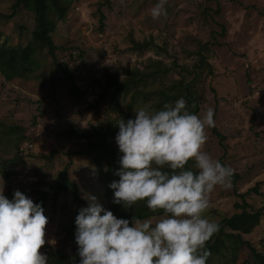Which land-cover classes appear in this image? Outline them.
Segmentation results:
<instances>
[{"label":"rangeland","instance_id":"rangeland-1","mask_svg":"<svg viewBox=\"0 0 264 264\" xmlns=\"http://www.w3.org/2000/svg\"><path fill=\"white\" fill-rule=\"evenodd\" d=\"M109 1L74 0L67 19L52 35L56 59L46 51L40 53L36 58L40 67L32 79L6 82L0 75V163L13 159L20 149L24 155L9 181L0 173V190L11 194L9 200L16 190L34 200L37 171L52 182L70 165L69 177L82 203L72 191L61 194L55 205L49 202L41 252L59 249L79 264L78 245L64 228L79 208L89 206L90 196L106 210L110 198L91 159L76 155L83 142L61 134L70 126L86 131L105 128L117 118L107 113L109 99L97 110L93 107L101 90L91 89V78L102 80L107 70L123 79L125 72L144 70L154 60L172 70L170 80L189 82L192 77H179V66L193 69L200 44H208V52L202 54L208 57L212 73L207 70L194 84L201 108L198 116L214 110L215 127L207 129L203 150L231 167L239 181H231L227 189L216 187L205 216L218 223L237 213L235 204L245 200L248 211L261 212L262 217L260 225L243 238L264 254V0H166V15L159 19L151 15L159 0ZM14 3L0 0V14L11 15ZM100 14L106 18L103 30ZM0 29L9 46H26L33 17L21 8L11 20L0 18ZM135 43L148 48L138 50ZM65 70L73 79H65ZM73 83L79 92L73 90ZM27 145L31 148L25 150ZM25 151H31L32 157L27 158ZM50 156L53 159L44 158ZM247 192L244 199L240 197ZM226 258L231 259V254ZM238 261L254 264L251 250L242 247ZM222 262L215 259V264Z\"/></svg>","mask_w":264,"mask_h":264},{"label":"clouds","instance_id":"clouds-1","mask_svg":"<svg viewBox=\"0 0 264 264\" xmlns=\"http://www.w3.org/2000/svg\"><path fill=\"white\" fill-rule=\"evenodd\" d=\"M165 3L151 9L153 19L166 15ZM213 117L212 108L203 117L190 113L180 98L119 120L115 139L122 155L119 180L109 185L113 203L128 209L145 201L163 215L155 222L117 218L90 196L75 219L79 264H207V242L219 230L205 216L210 194L217 186L229 188L234 171L203 150ZM190 160L197 171L186 168ZM47 224L41 204L19 190L9 200L0 190V264H48L41 252Z\"/></svg>","mask_w":264,"mask_h":264},{"label":"trees","instance_id":"trees-1","mask_svg":"<svg viewBox=\"0 0 264 264\" xmlns=\"http://www.w3.org/2000/svg\"><path fill=\"white\" fill-rule=\"evenodd\" d=\"M108 2L110 1L108 0ZM73 4L74 0H15L11 15L0 14V18L11 20L22 8L32 15L34 21V29L31 32L29 42L23 47L9 46L4 32L0 29V75L6 82L32 79L40 67L36 58L44 51L50 57L56 59L57 47L52 35L56 32L59 24L67 19ZM105 19V16L100 14L102 30L105 27ZM134 46L138 50L148 48V44L135 43ZM208 47V44H200L197 51L199 59L192 67L193 69L187 66H179L181 70L178 73L179 77L182 75L192 77L189 82L182 78L170 80L169 75L172 70L163 67L161 61L154 60H150L149 65L144 70L135 69L125 72L127 77L123 79L119 74L110 73L107 70L102 80L91 78V89L94 87L101 90L99 100L96 101V106L93 107L97 110L99 103L109 99L107 113H111L117 118L105 128L101 125L93 131H86L70 126L66 132L61 134L62 137L66 135L68 139L75 140L77 143L83 142L78 145L76 155L91 159L100 179L105 184L107 197L110 198V211L117 218L130 221L132 218H139L143 221L144 219L158 218L163 215L162 211L152 213L147 208L145 201L138 202L134 207L128 209L113 203L114 190L109 185L111 182L119 180V176L115 173L120 168L119 158L122 155L115 139L119 131V120L123 119L126 122L128 119H134L135 111L142 108L147 111H157L162 109L165 104L174 105L180 98L185 99L190 113L199 115L201 108L194 84L200 75H203L207 70L212 73V66L208 57L206 54H202L203 51L208 52ZM64 73L66 75L65 79H73L66 70ZM72 85L73 90L79 92L75 83ZM214 132L221 140L225 139L216 129H214ZM30 152H24L27 158ZM30 157H32V154H30ZM52 157L44 158L50 160L53 159ZM23 159L24 155L20 149L13 159L1 161L0 173L5 181H9L11 177L17 174L15 167L18 163L23 162ZM69 167L70 165H67L61 170L52 182H48L45 179L46 174L41 175L40 170L35 173L36 176H34L38 180L32 184L35 185L33 191L36 197L33 202L41 204L44 214L48 212L49 202L55 205L60 195L69 191H72L77 202L82 203L77 195V187L69 177ZM186 168L194 172L197 171L195 162L191 160ZM238 179L239 176L233 173L232 183L236 184L239 181ZM27 187L26 185L22 186L25 192H27ZM247 194L249 193L247 192L240 197L244 199ZM5 196L10 197L11 194ZM249 207L245 200L242 204L236 203L235 210L237 213L225 217L217 223L219 225L218 232L207 242V248L211 252L207 264H215V259L222 260V264H238L239 252L244 246L251 250L254 264H264V254L259 253L243 238L244 235H250L261 223V212L248 211ZM80 209L64 228L67 237L75 244V219ZM228 253L231 254V259L226 258ZM46 255L49 257L48 264H78L59 249H54L52 253L48 252Z\"/></svg>","mask_w":264,"mask_h":264},{"label":"built area","instance_id":"built-area-1","mask_svg":"<svg viewBox=\"0 0 264 264\" xmlns=\"http://www.w3.org/2000/svg\"><path fill=\"white\" fill-rule=\"evenodd\" d=\"M29 148H31V146L27 145V147L25 148V150H28Z\"/></svg>","mask_w":264,"mask_h":264}]
</instances>
